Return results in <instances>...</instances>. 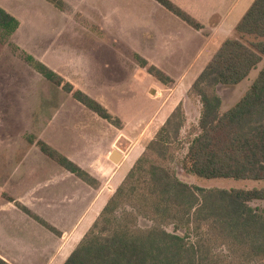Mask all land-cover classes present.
I'll list each match as a JSON object with an SVG mask.
<instances>
[{"label":"crops","instance_id":"obj_1","mask_svg":"<svg viewBox=\"0 0 264 264\" xmlns=\"http://www.w3.org/2000/svg\"><path fill=\"white\" fill-rule=\"evenodd\" d=\"M62 1L68 10L85 11L86 18L98 20V42L89 49L104 53L83 60L88 69L82 80L58 75L101 104L121 127L100 119L63 92L64 99L53 112L30 131L36 142L46 143L90 175L98 183L95 188L43 155L36 143L26 138L0 140V259L8 264L66 262L145 151L148 137L157 134L186 99L223 42L235 38L237 25L255 0H169L201 25L199 31L178 18L177 29L160 25L159 19L172 14L153 0H147L152 4L148 10L137 4L127 7L122 0H109L111 8L104 0ZM39 4L42 1L0 0V8L19 22L17 31L26 26L27 17L44 16ZM122 51L131 58L124 59ZM136 57L157 68L172 87L150 76ZM131 66L134 72L123 70ZM138 99L140 108L134 105Z\"/></svg>","mask_w":264,"mask_h":264},{"label":"trees","instance_id":"obj_2","mask_svg":"<svg viewBox=\"0 0 264 264\" xmlns=\"http://www.w3.org/2000/svg\"><path fill=\"white\" fill-rule=\"evenodd\" d=\"M64 12L62 0H45ZM190 28L201 25L169 0H154ZM19 22L0 8V31L10 40ZM239 36H251L249 45L239 39L223 42L212 60L192 86L202 106L199 134L189 143V172L200 179H233L264 181V67L259 71L239 102L225 113L216 93L218 86L233 87L244 81L264 57V0H255L236 27ZM27 64L42 78L70 95L77 103L110 125L121 123L97 101L75 90L43 63L26 56ZM141 68L164 85L170 79L157 68L136 57ZM184 122L179 105L162 129L135 162L122 184L109 199L98 219L70 254L64 264H224L203 243H191L183 235L194 227L206 225L212 240L216 239L239 251L246 260L264 262V210L249 206L264 201L260 190H204L181 182L173 171L149 159V152L162 156L170 133L178 137ZM43 155L89 186L98 183L85 171L42 141L29 137ZM3 198L14 202L7 196ZM128 203V204H124ZM16 207L54 234L56 230L15 203ZM125 206L123 214L118 209ZM120 214V215H119ZM139 217L150 220L154 227H137ZM172 225L174 232L164 227ZM0 264H8L0 259Z\"/></svg>","mask_w":264,"mask_h":264},{"label":"rangeland","instance_id":"obj_3","mask_svg":"<svg viewBox=\"0 0 264 264\" xmlns=\"http://www.w3.org/2000/svg\"><path fill=\"white\" fill-rule=\"evenodd\" d=\"M40 1L43 3L39 5L42 7L41 12L45 18L41 16L36 18L32 15L27 17L26 26L21 31H17L10 40L5 38L4 33L0 31V140L3 142L19 140V138L28 140L29 137H34L30 131L35 129L36 124L42 121V118L45 119L53 112L57 103L62 101L66 94L63 93L61 88H57L36 73L27 64L26 56H30L39 62L44 61L48 64V68L63 77L74 76V78L82 80L84 70L88 69L83 67V60L94 56L98 57L104 53H100V51L91 52L89 49L90 44L98 42V20L88 19L85 17L87 12H80L71 8L70 10L67 8L62 13L45 0ZM91 1L97 2L99 0ZM122 1L127 7L137 4L139 8H147L148 10V7L152 6L151 2L147 0ZM104 2L108 5L107 8L113 6L109 0H104ZM96 5L98 4L96 3ZM162 8L161 10L163 11L164 8ZM161 10L156 7V11ZM170 16L165 19H159V24H164L162 26L172 30L177 29V24H181V20L178 18L180 23H177V17L175 16V19L173 14ZM124 26L130 27V24H125ZM235 38H241V41L246 45L254 41L251 36L242 37L236 34ZM122 53L124 54V56L122 55L124 59H130L132 56L130 53L127 56L126 52L122 51ZM263 67L264 57H262L260 64L239 85L235 87L218 86L216 88V93L222 101L221 113L229 111L239 102ZM128 69L133 72L136 70L134 66L123 68V70ZM168 86L171 88L172 83L168 84ZM191 88L192 86L186 93V99L180 103L184 114V122L179 136L175 137L173 133H170L168 145L163 155L158 156L155 151L149 152V159L158 166L173 171L181 182L193 188L204 190L264 189V181L205 180L197 178L189 172L188 147L189 143L199 134V113H201L202 109L200 98ZM134 105L140 108V99L135 101ZM155 137L156 134L148 137L145 150ZM249 206L262 211L264 210V201H253ZM125 211H129V209L122 206L117 212L121 214ZM137 227L142 230H149L154 225L150 220L139 217ZM189 228L188 231L185 230L183 233L178 232V235L186 236L191 243H203L212 254L219 257L220 260H224V264H264V262L258 260H246L239 251L232 248L229 244L216 239L212 240L210 238L211 233L206 225H203L199 232L194 227L190 226ZM164 229L169 233L174 232L173 226L169 224Z\"/></svg>","mask_w":264,"mask_h":264}]
</instances>
